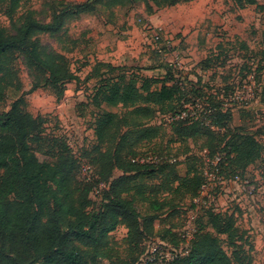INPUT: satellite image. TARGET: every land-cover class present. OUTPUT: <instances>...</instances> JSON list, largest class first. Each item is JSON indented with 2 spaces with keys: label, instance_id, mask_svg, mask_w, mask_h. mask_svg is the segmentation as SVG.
<instances>
[{
  "label": "trees",
  "instance_id": "trees-1",
  "mask_svg": "<svg viewBox=\"0 0 264 264\" xmlns=\"http://www.w3.org/2000/svg\"><path fill=\"white\" fill-rule=\"evenodd\" d=\"M192 1L112 0L110 6L143 2L151 10L150 3L162 9ZM20 2L11 0V18ZM250 3L258 7L257 0ZM100 4L102 0H53L50 22H41L28 12L13 20L12 32L0 28V100L8 90L22 89L16 67L20 57L33 77V91L51 88L61 98L65 85L78 78L65 56L43 45L41 37L58 39L68 20L93 13ZM202 63L203 71H208V60ZM165 70L162 78L139 79L111 66L112 76L98 87L94 97L98 108L122 110L103 112L95 123L97 146L90 161L98 171L97 183L106 186L98 203L91 197L93 183L77 177L80 166L72 150L60 139L45 135L43 122L25 110L23 97L0 114V243L7 241L10 248L9 255L0 256L3 264H254L251 230H239L233 219L236 213L229 216L208 208V222H197L184 253L179 234L172 229L162 230L164 234L156 231V213L163 207L156 200L160 191L195 201L207 185L204 168L191 167L192 161L202 166L205 161L216 163L213 177L221 182H244L247 167L264 147V116L259 112L243 110L249 121L243 119L239 128H233L232 111L223 108L220 96L207 91L208 85L183 78L173 65L167 64ZM36 71L46 76L44 83ZM159 115L170 117V130L180 140L202 142L200 154L186 150L177 156L163 155L156 144L150 146L160 138L162 126L151 125ZM258 118L263 126L254 131ZM180 140L174 141L180 144ZM46 144L52 146L44 154ZM141 146L144 152L135 149ZM183 164L187 172L182 178L176 168ZM115 170L123 175L114 178ZM155 176L166 180L154 187L139 184L140 179ZM140 204H148L152 214L140 212ZM120 226L127 229L126 244L135 252L131 262L113 261L110 234ZM152 239L169 244L171 257L164 258L162 246V256L159 250L151 254L146 243Z\"/></svg>",
  "mask_w": 264,
  "mask_h": 264
},
{
  "label": "rangeland",
  "instance_id": "rangeland-1",
  "mask_svg": "<svg viewBox=\"0 0 264 264\" xmlns=\"http://www.w3.org/2000/svg\"><path fill=\"white\" fill-rule=\"evenodd\" d=\"M52 1L21 0L11 18L8 15L11 0H1L0 28L12 32L13 20L17 21L28 12H34L33 17L41 22H50ZM66 1L83 3L87 0ZM111 2L102 0L95 12L68 20L58 39L41 37L43 45L65 56L70 70L78 78L65 85L61 98L51 88L33 91V77L23 66L20 57L16 60V67L22 89L20 92L8 90L0 100L1 114L8 111L16 99L24 98L25 110L43 122L45 135L60 139L72 150L80 166L77 177L82 182L93 183L91 197L97 203L106 186L97 183L98 171L90 161L97 146L95 123L103 112L122 113L120 108H98L94 101L101 82L112 76L111 66L126 69L128 76L140 79L162 78L166 74L165 66L173 65L183 78L194 83L202 80L208 85L209 93L220 96L223 108L232 111L233 128H239L243 119L249 121L241 113L245 109L255 110L264 116V0H257L258 7L251 6L250 0H194L189 4L162 9L150 3L151 10L143 2L110 6ZM206 60L210 63V69L203 71L202 62ZM35 74L40 73L36 71ZM40 77L44 83L46 76L40 74ZM260 120L257 119V127L252 130L263 126ZM170 124V117L159 115L155 118L151 125L162 126V130L160 138L150 146L156 144L163 155L177 156L186 150L195 156L200 154L198 148L202 147V142L191 138L180 140L170 130ZM176 139L180 140V144L174 141ZM262 140L259 138V142ZM51 146L44 145V154ZM144 147L135 149L144 152ZM208 162L205 161L203 166L198 161L190 163L191 167L201 170L203 167L208 176L207 185L195 201L166 190L160 191L156 197L163 204L156 213L159 215L154 223L156 231L172 229L179 234L182 253L188 249V241L197 222H208V208L229 216L236 213L233 219L239 224L240 231L252 230L253 221L247 213L249 206L256 213L264 211V147L255 163L247 167L244 182L215 179V165ZM176 170L183 178L187 166L179 165ZM122 175L120 170H115L113 177ZM163 180H166L165 176H155L140 179L139 184L154 187L161 185ZM173 186L176 188L178 184L174 183ZM139 208L144 214L153 212L148 204H140ZM261 223L264 225V221ZM127 233V229L120 226L110 234L116 256L113 261L131 262L134 259L135 252L129 250L126 244ZM212 235L225 241V237L216 232H212ZM146 245L151 254L157 250L162 252V246L166 249L164 258L171 257L172 248L167 243L152 239ZM1 254H10L7 241L0 243ZM162 255L163 252L160 253ZM0 264L3 263L0 261Z\"/></svg>",
  "mask_w": 264,
  "mask_h": 264
},
{
  "label": "crops",
  "instance_id": "crops-1",
  "mask_svg": "<svg viewBox=\"0 0 264 264\" xmlns=\"http://www.w3.org/2000/svg\"><path fill=\"white\" fill-rule=\"evenodd\" d=\"M192 2H189V3H192ZM189 3H184V4H189ZM184 4H179L177 6H181ZM251 207L252 206H249L250 210H248L247 213L252 218L251 222L253 221L252 230L250 234L252 236L253 245H254V253H253L254 254V264H264V225L261 223L262 221H264V211L260 213L257 212L259 214L258 215L255 209ZM258 217H260V219Z\"/></svg>",
  "mask_w": 264,
  "mask_h": 264
},
{
  "label": "built area",
  "instance_id": "built-area-1",
  "mask_svg": "<svg viewBox=\"0 0 264 264\" xmlns=\"http://www.w3.org/2000/svg\"><path fill=\"white\" fill-rule=\"evenodd\" d=\"M217 161H219V159H217ZM215 165H216V163H215Z\"/></svg>",
  "mask_w": 264,
  "mask_h": 264
}]
</instances>
